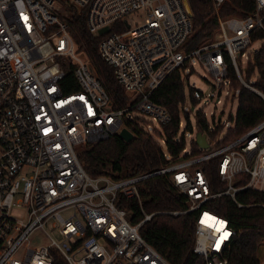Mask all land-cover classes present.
Instances as JSON below:
<instances>
[{
    "label": "built area",
    "instance_id": "1",
    "mask_svg": "<svg viewBox=\"0 0 264 264\" xmlns=\"http://www.w3.org/2000/svg\"><path fill=\"white\" fill-rule=\"evenodd\" d=\"M227 1L211 0L216 41L187 53L192 25L182 0H0V264H170L140 234L154 214L143 210L139 184L157 175L184 198V210L167 214L194 215L192 252L204 264H229L236 232L209 204L227 197L243 208L238 193H264V118L229 142L205 135L206 149L184 145L176 157L165 150L167 164L149 174L90 177L79 160L82 149L124 128L132 134L130 112L167 125L170 114L152 96L175 71L190 73L191 60L219 93L231 89L230 69L243 84L254 57L245 51L256 32L264 33V0H254L244 17L221 18ZM135 13L143 22L132 28L127 18ZM75 14L99 38L98 55L130 98L126 108L114 107L72 40ZM250 89L264 102L252 82ZM192 98L203 96L194 89ZM210 165L222 191H211ZM129 201L138 205L137 222ZM48 224L59 241L46 233ZM43 236L46 243H35Z\"/></svg>",
    "mask_w": 264,
    "mask_h": 264
},
{
    "label": "trees",
    "instance_id": "2",
    "mask_svg": "<svg viewBox=\"0 0 264 264\" xmlns=\"http://www.w3.org/2000/svg\"><path fill=\"white\" fill-rule=\"evenodd\" d=\"M187 3L191 12L192 29L183 49L189 53L211 43L218 25L211 0H187ZM253 6L254 0H228L219 11V16L244 17L251 13ZM69 33L78 51L87 55L97 78L109 93L114 107L126 108L130 104V98L116 83L111 69L98 55L96 46L99 38L92 37L87 32L82 14L72 16ZM252 39L264 40V33L256 32ZM263 62L262 48L254 54L252 63L251 60L248 61L245 75L246 78H251L256 69L258 79H254L252 86L264 95ZM229 79L230 86H233L234 91L238 93V109L233 127L222 139L224 143L240 136L264 118V102L261 97L238 84L232 69L229 70ZM193 90L190 88L189 94L192 104H195L197 102L192 98ZM152 101L168 111L171 121L160 127L158 130L160 133L152 135L155 129H151L150 132L144 131L143 126H147L148 122L136 117L133 126L126 124L133 134V139L129 143L115 135L82 149L79 160L90 177L116 174L117 177L114 178H118L152 173L167 164L163 156L162 144L172 157H176L181 152L185 145L184 133L178 134L180 109L185 101V81L182 71L172 73L154 92ZM195 126L196 132H202L209 137H213L218 134L219 129L221 130L220 127H216L214 132L209 133L206 118L201 112L195 115ZM184 131L192 132L188 118ZM191 147L193 152L198 151L193 140ZM206 171L210 179L211 191H222L224 185L219 182L214 166L210 165ZM139 193L145 213L154 214L140 229L144 240L170 264H204L203 259L192 252L194 215L167 214L186 208L184 198L172 188L169 178L157 175L143 180L139 184ZM237 201L245 207L238 208L229 198L222 197L212 201L209 208L226 217L236 232V238L228 255L229 264H259L256 252L259 243L264 241V209L254 205L264 204V193L245 190L238 193ZM129 203L135 214L134 220L137 222L141 219L138 205L133 201Z\"/></svg>",
    "mask_w": 264,
    "mask_h": 264
},
{
    "label": "rangeland",
    "instance_id": "3",
    "mask_svg": "<svg viewBox=\"0 0 264 264\" xmlns=\"http://www.w3.org/2000/svg\"><path fill=\"white\" fill-rule=\"evenodd\" d=\"M128 21L131 24V27H135L140 25L143 22V16L142 13H135L128 16ZM213 41H216V36L214 34V37L212 39ZM264 46L263 40H256L253 41L252 44L248 47V49L245 51L248 54H255L258 52L262 47ZM261 59V57H260ZM242 65H244L245 60L242 59ZM193 62V70L189 73L186 71L183 77V80L185 81V101L183 105V111L180 112V120L182 122L181 128H179L178 134L181 135L184 133V140L186 148H189L191 146L192 139L195 136L196 133V126H195V115L197 112H201V114H205L206 122L208 124V130L210 132H214L216 127H220L218 134L214 135L213 137H210L211 139H215L214 142H220L225 137L226 132L233 127L234 119L237 113L238 109V93L234 91L233 86H231V89L228 88L227 85L223 87L221 92L219 93V89L221 88L218 86L216 89H213V84L206 72V70L196 61L191 60ZM264 63V62H263ZM252 78V79H251ZM251 78H246V75L243 79V84L237 80L238 84H240L242 87H245L246 89L251 91V82H253L254 78L258 79L257 74L254 75L252 73ZM195 89L198 90L203 98L196 101L197 103L192 104L191 97L189 94V89ZM219 100V103L217 101ZM128 117H138L143 118L144 120L151 123V129H155L152 132V135H156L157 133H160V128L157 125L155 121H153L151 118L146 117L145 115L138 113V112H130L127 115ZM188 121L192 127V132L184 131L187 118ZM146 127V126H143ZM150 129V130H151ZM161 141V138H159ZM159 141V142H160ZM163 150L165 151V148L162 144ZM172 212H178V211H172ZM171 215V214H170ZM45 231L50 235V237H53L55 240L59 241V237L56 235L55 232L52 231L51 225L48 224L45 226ZM35 243L37 244H43L46 243V238L40 237L35 240ZM256 257L260 261V264H264V241L259 243L257 247Z\"/></svg>",
    "mask_w": 264,
    "mask_h": 264
},
{
    "label": "water",
    "instance_id": "4",
    "mask_svg": "<svg viewBox=\"0 0 264 264\" xmlns=\"http://www.w3.org/2000/svg\"><path fill=\"white\" fill-rule=\"evenodd\" d=\"M182 3H183V6H184L186 13L190 16L191 12H190V8H189V5L187 3V0H182ZM105 31H106V29H105ZM118 136H119V138H121L126 143H129L133 139V135L128 130H126L125 128L121 130V132L119 133ZM194 143L200 149H206L208 146L207 142H206V136L202 132H196L195 133Z\"/></svg>",
    "mask_w": 264,
    "mask_h": 264
}]
</instances>
